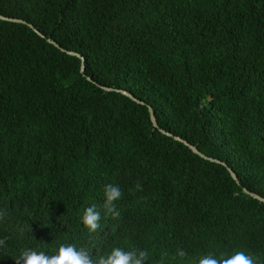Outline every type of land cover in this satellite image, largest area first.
<instances>
[{
    "label": "trees",
    "instance_id": "obj_1",
    "mask_svg": "<svg viewBox=\"0 0 264 264\" xmlns=\"http://www.w3.org/2000/svg\"><path fill=\"white\" fill-rule=\"evenodd\" d=\"M0 15L44 36L0 20V264L68 244L264 264V203L243 191L264 198V0H0ZM107 184L120 215L89 234Z\"/></svg>",
    "mask_w": 264,
    "mask_h": 264
},
{
    "label": "clouds",
    "instance_id": "obj_2",
    "mask_svg": "<svg viewBox=\"0 0 264 264\" xmlns=\"http://www.w3.org/2000/svg\"><path fill=\"white\" fill-rule=\"evenodd\" d=\"M136 190H141L142 185L137 184ZM122 190L118 185L107 184L104 186L103 203L100 210L96 205L86 208L81 217V223L89 234H93L100 227L101 214L105 217L116 218L120 215L116 204L122 198ZM7 213L0 210V221H4ZM6 238H0V248L5 247ZM20 259L24 264H145L149 259L146 250L124 251L119 247L113 248L111 253L104 256L93 257L85 248H77L75 244L61 245L58 254L47 258L32 250L24 251ZM173 259L179 260L180 264H191L188 253L178 248ZM19 264V260L15 261ZM198 264H256L252 256L239 251L227 258L218 257L212 253L201 256Z\"/></svg>",
    "mask_w": 264,
    "mask_h": 264
},
{
    "label": "water",
    "instance_id": "obj_3",
    "mask_svg": "<svg viewBox=\"0 0 264 264\" xmlns=\"http://www.w3.org/2000/svg\"><path fill=\"white\" fill-rule=\"evenodd\" d=\"M0 20H3V21H8V22H12V23H19V24H24V25H27L30 29H32L33 32H35L39 37L41 38H44V36L39 33L38 31H36L32 26L28 25L26 22L22 21V20H19V19H10V18H5L3 16L0 15ZM47 42L51 45H53L54 47L58 48L61 52H65L66 54L70 55V56H74L76 58H78L80 60V72L83 73V70H84V59L77 53H74V52H70V51H65L64 49L60 48L55 42L51 41L50 39H47ZM87 80H90L89 78H87ZM103 90L105 91H115V92H118L128 98H130L131 100L137 102V103H140V104H143L142 102L136 100L132 95L128 94L127 92L125 91H122V90H117V89H109V88H104L102 87ZM147 110H148V113H149V117H150V121H151V124L154 128L158 129V131L167 136V137H172L173 140L183 144L184 146H186L191 152H193L194 154H196L197 156H199L200 158L204 159V160H207L209 162H213V163H216V164H220L222 166H224L227 171L229 172L231 178L237 182V179L234 175V173L222 162L218 161V160H215V159H212V158H209L207 156H205L204 154L200 153L194 146L190 145L189 143H187L186 141L182 140L181 138L179 137H175V136H172L170 133L164 131V130H161L158 128L157 126V122H156V119L154 117V114H153V111L151 110V108L149 106H147ZM245 194L251 196L253 199H256L258 200L259 202H262L264 203V198L258 196V195H255V194H252L250 192H248L247 190H243Z\"/></svg>",
    "mask_w": 264,
    "mask_h": 264
}]
</instances>
